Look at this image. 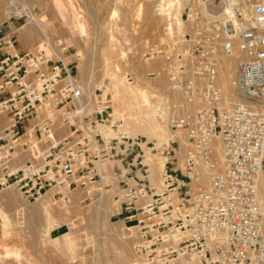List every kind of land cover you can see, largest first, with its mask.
Returning <instances> with one entry per match:
<instances>
[{"label":"built area","instance_id":"obj_1","mask_svg":"<svg viewBox=\"0 0 264 264\" xmlns=\"http://www.w3.org/2000/svg\"><path fill=\"white\" fill-rule=\"evenodd\" d=\"M163 1L162 35L147 54L165 58L169 89L199 107L170 118L185 134L182 158L178 140L152 142L169 157L158 188L136 181L124 191L130 264H264V0H173L177 9ZM67 51L62 40L22 50L13 34L0 36V187L16 185L28 200L52 191L70 202L118 144L101 131L111 106L99 88L84 89L79 55L66 62ZM226 57L228 92L219 84ZM129 166L131 174L137 164Z\"/></svg>","mask_w":264,"mask_h":264},{"label":"rangeland","instance_id":"obj_2","mask_svg":"<svg viewBox=\"0 0 264 264\" xmlns=\"http://www.w3.org/2000/svg\"><path fill=\"white\" fill-rule=\"evenodd\" d=\"M156 2L157 0H0V36L13 34L22 50L32 49L49 37V40L55 42L62 40L68 47L64 54L66 62L73 58L74 53L79 55V78L86 87L99 88L104 94L106 105H109L106 101L112 97V93L106 89L109 79L104 72V63L114 59L116 61L120 50L125 51L124 58L117 59L121 72L128 82L151 89L154 100H162L166 119L163 134L153 136L151 133H124V121L120 117L115 118L117 126L112 128L114 132L106 134L116 136L118 144L109 154L110 157L106 156L98 163V167L100 163H104L106 176L100 170L101 174L95 177L94 182L72 192L68 203L56 197L51 200L52 191L38 199L28 200L16 185L0 187V209L10 218L8 228H4L0 217V264L132 262L135 256V229L130 235L125 228L124 214L121 212L123 194L127 186L136 181L146 183L155 191L163 169L151 171L144 164L145 157L142 161H135L133 154H147L153 160L165 157L166 162L169 157L166 158L161 150H152L150 147L155 141L167 145L171 139L179 141V147L174 144L178 158H182L185 152L184 131L173 130L169 123L172 99L167 92L165 58L160 54H147L150 46L161 37L165 23L161 14L155 10ZM16 4L32 9L44 26L43 29L17 13L8 18L6 13L12 11L11 8ZM147 20L152 21L149 31L146 29ZM81 24L84 27L82 30ZM180 28H184V24ZM173 100H181L179 103H183L180 95L173 96ZM110 108L112 111L113 106ZM183 112L184 110L179 111ZM6 119L4 114L0 115V130L7 122ZM107 124L106 122L102 128L105 129ZM133 160L137 167L133 166L130 174L129 162ZM139 162L141 163L138 164ZM97 199L101 200L103 207H97ZM50 214L55 221L46 232L43 228ZM71 222L73 224H69ZM65 232L70 234L69 247L61 236ZM8 249H17L19 255L10 252L3 258Z\"/></svg>","mask_w":264,"mask_h":264},{"label":"bare ground","instance_id":"obj_3","mask_svg":"<svg viewBox=\"0 0 264 264\" xmlns=\"http://www.w3.org/2000/svg\"><path fill=\"white\" fill-rule=\"evenodd\" d=\"M163 5L166 9H177L176 3L173 0H164ZM8 6H9V4H8ZM147 6H149V5H147ZM11 9H12V11L6 13L7 14L6 16L8 18H11L13 16V14L17 13L18 15L25 16L26 20H28L29 22L35 23L36 25H38L40 27L42 26L39 19H37V17L34 15L33 10L30 9L28 6L16 4ZM178 9L180 10L179 7H178ZM178 21L177 22L179 24H181L180 20H178ZM43 27L44 26H42L41 28L43 29ZM153 27H154V25H153ZM83 28L84 27L82 25L81 30ZM151 28H152V21L147 20L146 21L147 31H149ZM51 37H52V34H51ZM49 39H51V38L49 37ZM49 39H47V40H49ZM112 40L114 41V39H112ZM111 48H113V47H111ZM113 54H114V52H113ZM113 54H111V55H113ZM125 54H126L125 51L120 50V52L117 54L119 56H116V57H117V59H118V57L121 59V58H124ZM108 58H110V57H108ZM117 59H116V61H115V59H114V61L108 60V61H105L106 63H104V64H106V65H104L106 67L104 72H105V75L109 79V82L106 85V89H107V91H110L112 93V97L107 99L106 103L113 106V110L110 111L108 114V118H107L108 124L106 127H104L105 129H103L102 127L105 126L106 124L101 127L102 133L104 135L111 136V135L106 134V133L114 132L112 129L113 128L112 125L115 123L114 119L117 117H120L124 121V123L122 124V125H124V130H123L124 133H128V134L151 133L153 136L162 135L164 127H165V122H166V119H165L164 114H163L164 107H163L162 100L161 99L154 100L151 97V89L147 88L146 86H141L139 84L137 85L135 83L133 84L132 82H128L127 79L125 78L124 74L121 72V66H120V63L118 62L119 60L117 61ZM233 59L234 58H227V57L224 58L223 63L221 64V67L219 70V84L221 85V87L223 88V90L225 92L230 91V88H231V76L233 74V62H234ZM220 71H221V77H220ZM80 81H81V79H80ZM81 83H82L85 90L91 88L89 86L86 87L84 85L83 81H81ZM167 92H168V95L171 96V99H172L171 100L172 112L169 116V122H170L171 116L180 111L181 106L183 107V109L185 111H194L195 109H197L199 107V103L197 100L186 101L185 97L183 95H181V93L178 91H172L168 87ZM178 95L182 96V102L183 103H179V101L181 102V100H173V96H178ZM185 102H187V103H185ZM45 109L47 111H49V106L47 104L45 106ZM215 148H216V158L218 160V166L220 169H222L223 148H222L221 143H217ZM136 155H137V157H136ZM133 157H134L135 161H142L145 157L146 161L144 164H147L149 166V168H147V169H149L151 171L154 169H159V168L161 169L165 165V159H164L165 157L153 160L147 154H146V156H144L143 153H139V152H135L133 154ZM166 158H167V156H166ZM99 162L100 161L97 162V166H98ZM99 169L102 171L103 175L106 176L105 165L103 162L99 164ZM49 192H47V193H49ZM50 197L52 200L53 199V192H51ZM100 199H97L98 201H97V203H95V204H97V207L101 206V200ZM101 207H103V205ZM0 217L2 219V223L4 225V228H8V226L10 224V218L1 209H0ZM47 219L48 220L46 221L47 222L46 226L43 228L46 232L49 230L51 224L54 223V221H55L54 217L51 214L48 216ZM69 224H73V222H71ZM69 235H70L69 232H65L61 235L67 247H69L70 242H71ZM123 243L126 244L125 241ZM10 252H13V253H16L17 255H19L18 254L19 251L17 249L11 250V251L8 249L5 251L6 254L3 256V258L7 257V255Z\"/></svg>","mask_w":264,"mask_h":264}]
</instances>
